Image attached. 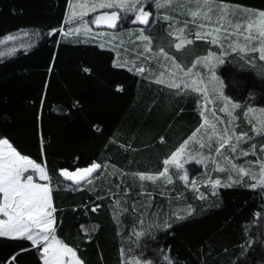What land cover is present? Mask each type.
<instances>
[{"label":"trees","instance_id":"obj_1","mask_svg":"<svg viewBox=\"0 0 264 264\" xmlns=\"http://www.w3.org/2000/svg\"><path fill=\"white\" fill-rule=\"evenodd\" d=\"M224 2L264 10V0ZM67 8L68 0H0V38L20 29L47 33L50 28L65 27ZM163 26L150 29L154 51L163 46L182 67H191L211 50L208 42L196 40L176 51ZM22 39L27 42L28 37ZM11 43L0 45V51ZM115 59L117 52L110 47L74 43L59 34L35 41L30 50L0 58V136L49 169L73 171L93 160L109 165L91 185H53L58 237L74 247L85 264H134L137 260L168 264L163 252L174 264H264V188L236 184L220 188L206 202L189 193L188 200L196 206L189 219L174 221L165 232L141 239L149 225L161 220L163 211L158 208L165 207L167 200L157 190L150 197L138 196L141 187L131 175L124 176L117 188L121 177L110 175L112 165L127 173L162 171L163 159L200 126L201 107L192 90L177 95L180 90L158 85L154 78L114 67ZM228 59L233 71H217L227 96L244 104L238 114L249 106L264 108V102L258 101L264 99V63L259 55L253 52L246 58L231 55ZM148 63L153 71L162 70L155 59ZM262 144V140L257 142L256 149ZM190 168L191 176L199 171L195 164ZM94 186L96 191H90ZM170 188L184 187L177 182ZM117 199L121 200L118 208ZM93 204L99 205L96 212L91 210ZM13 255L16 261L10 260ZM0 264L41 262L29 241L0 238Z\"/></svg>","mask_w":264,"mask_h":264},{"label":"snow or ice","instance_id":"obj_2","mask_svg":"<svg viewBox=\"0 0 264 264\" xmlns=\"http://www.w3.org/2000/svg\"><path fill=\"white\" fill-rule=\"evenodd\" d=\"M191 5V6H190ZM155 9V14H160L163 10L162 19L169 21V35L176 38L175 48L181 49L185 44L193 43L190 39L192 35L186 32L188 23L196 25L195 31L196 40H210L211 44H220L223 48V39H228L234 35L237 38L243 36L244 43L233 41L228 44V48L232 52H259V59L264 61V10H257L239 5L232 6L225 3L224 0H68V10L65 16L66 27L50 28L47 33H42L40 29H35L31 33L27 30L20 29L16 34H6L0 38V45L11 46L5 47L0 51V58L14 56L20 50H30L34 46L35 41H39L46 36L61 35L66 40L70 39L74 43H89L95 42L100 49L106 47L117 51V59L113 61V66L116 68L126 67L127 71L144 76L146 79H153L158 85H166L169 89H178L176 94L179 95L183 90L191 89L195 93H202L205 103L209 101L210 96L223 101L224 106L220 111L225 112L232 119H235L232 114V109L239 107L238 104L232 103L228 97L224 95V81L216 74L217 65L223 64L225 61L222 54L209 51L206 55L196 58L191 67L184 68L178 63L174 57L168 55L163 46H157L154 51V38L147 34L146 29L151 27V18L154 15L152 9ZM91 19H86L89 13H97ZM172 11H179L181 15L191 16L189 22L185 20L184 27H179L180 21L175 16L170 15ZM237 14L246 17V20L234 21L232 17ZM208 23H205V22ZM128 23L136 24L139 30L127 29V41L124 39L125 32L120 31L123 25ZM105 25L111 31H94L90 26ZM257 35H253V32ZM227 33L228 35H223ZM28 37L27 42L22 38ZM259 40V48L252 45L253 40ZM140 41V44H136ZM128 43L133 44V48L127 47ZM143 48V51L137 52L136 59L143 57L145 61L155 59L158 65L166 71H160L158 75L153 73V70L147 68L144 62L137 64L135 60L129 61L126 54L129 51H134L138 48ZM120 49H123L124 56H121ZM228 49H225V53ZM163 57L164 63L160 61ZM197 65L209 70V78L205 80L201 72L194 71ZM85 72L90 69L85 68ZM148 72L149 75L145 76ZM183 86V88H181ZM118 90H123L122 85L117 86ZM219 93V96H215ZM249 112H253L249 108ZM215 109H213V113ZM200 115L204 118V123L196 129L192 135L184 140L176 151L163 159V170L158 173H150L137 171L132 173L124 172L112 165L110 175L115 176L119 173L121 179L117 183V188L124 183L123 177L131 175L140 182L152 181L154 184L161 178L164 183L172 184L173 177L169 174V166L174 165L177 169L183 170V174L179 179L191 183L192 188L198 191L196 181H190L189 170L185 169V164L188 161H195L201 164L205 169H208L211 164L212 171L227 172V180L223 183L224 187H231L234 183H240L244 176H251L257 179V173L254 168H246L242 164L236 162L233 154L238 152L241 140L251 139V136L246 132L237 133L235 126L229 127L227 124L221 130L217 127L215 120H210L201 110ZM256 124L253 125V131L257 135L264 134V110L255 117ZM211 127V132L207 129ZM213 138H215V148L213 154ZM41 147L44 148V138H40ZM163 137L161 141L163 142ZM190 143L199 145V149L189 148ZM123 147V145H122ZM252 149L256 148L253 143ZM207 149V153L203 150ZM46 151V149H45ZM264 151V148H262ZM248 156V151L240 150V153ZM78 159V158H77ZM247 164L259 165V179L256 183L250 184V187L257 188L258 185L264 186V159L256 161L248 160ZM223 165V166H222ZM109 168L108 163L103 160H93L86 167H77L70 171L67 168L49 169L46 163L37 162L30 158L29 155L21 154L16 147L10 142L9 138L0 136V238L22 239L31 243L38 253V258L41 264H85L78 256L77 250L70 247L63 239L57 235V208L53 202V185L61 188L65 187L64 181H73L76 186H82L84 183L93 184V177H99L102 171ZM233 173L238 179L233 180ZM204 184H210L212 194L216 195V190L222 185L220 178H212L210 175L204 174ZM38 177V179H36ZM71 187V186H67ZM142 189L138 196L145 195L144 184L141 183ZM90 191L95 192L96 186ZM110 191V189H109ZM130 191V190H129ZM117 195V193H112ZM127 197L128 193L124 194ZM148 197L152 193H146ZM97 200L102 199L101 196L96 197ZM121 200H115V206L120 207ZM85 208L88 205H84ZM99 205H92V212H96ZM195 211L191 204H188L183 209V215L179 211L172 213L177 222L189 219ZM259 216L260 213H257ZM171 217L165 219L158 227L168 229L172 225ZM83 228L84 226L81 225ZM98 226H93V228ZM264 227V225H261ZM86 231H89L86 229ZM140 235V234H138ZM91 235L88 239H91ZM121 250V254L123 255ZM163 252V250H161ZM17 253L16 255H18ZM16 255H13L10 260L16 261ZM163 261L168 264H174L170 256L163 252ZM136 264H141L139 260ZM151 264V261L146 262Z\"/></svg>","mask_w":264,"mask_h":264},{"label":"rangeland","instance_id":"obj_3","mask_svg":"<svg viewBox=\"0 0 264 264\" xmlns=\"http://www.w3.org/2000/svg\"><path fill=\"white\" fill-rule=\"evenodd\" d=\"M67 10H68V8H67ZM152 10L154 12V15L151 18V20H152L151 27H148L146 29L147 34H150L152 32L150 29H153L156 25H162V26L164 25L163 26L164 27V29H163L164 30V35L169 38L170 44L173 45V48L176 51H178V50L180 51L181 49H183V48L187 47L188 45H190V44H185L181 49H176L175 48V42H178V41L176 40L175 37L170 36L168 34L169 33V27H168L169 24L167 22H169V21H165V20L162 19L163 10H161L160 14H155V9L154 8ZM103 11H105V10L99 9V10H97V13H89L88 16L86 17V19H91L96 14H98L99 12H103ZM170 15L175 16L176 19L178 21H180V24L178 25L179 27H184V23L183 22L185 20H187L189 22L192 20L191 16L181 15V13L179 11H172V12H170ZM232 19L234 21H236V20H246V17L240 16L239 14H237L235 17H232ZM64 21H65V19H64ZM205 23H208V22L206 21ZM90 26L93 28L94 31H100V32L111 31L110 29L109 30H105V29L95 28L94 24H92ZM127 29H133L134 31L138 32L139 26L136 25V24L128 23V24L123 25L121 27L120 31H124L125 32L124 39L126 41L128 39V37H127ZM196 30H197L196 25H194L192 23H188L187 28H186V32H190L192 34L190 36V39H192L193 42L196 41L195 36H194ZM252 34L258 36V33L255 32V31ZM223 35H228V34L225 33ZM237 39H238L239 43H241V44L244 43L243 36L237 38L236 36L231 35L226 40L223 39V37H222V43L224 45L223 48L220 46V44L213 45V44H211L210 40H203V41L208 42L211 45V50H209V51L216 52L218 55L222 54V58L225 61L223 64L217 65L216 74L218 76H219V73H218L217 70L220 69V68H225V72L233 71L232 70L233 65L231 64V59H228L229 56L238 55V56L246 58L247 55H250V54L253 53V52H248V53L232 52L231 49L228 48V44L233 42V41H237ZM135 43L136 44H140L141 42L140 41H136ZM252 45L257 47V48H259V40L258 39L257 40H253L252 41ZM127 47L129 49H132L134 46H133L132 43H128ZM225 49H228V51L226 53H225ZM119 51H120V53H122L121 56H124L123 49H120ZM138 51H140V50L136 49L134 51L127 52L126 58L129 61L135 60L137 64H140L141 62H144L146 64V66L148 67L149 66L148 62H150L151 60H147L148 61L147 62L145 60H142L143 57H140V59L137 60L136 57H137V52ZM256 53L259 55L258 51H256ZM161 59H162V63H164L163 58H161ZM262 62L264 63V61H262ZM155 64H156L157 68L162 69L158 65V63H155ZM161 71H166V69H162ZM194 71L201 72L202 77L205 80H208L209 75H210L209 74V70L207 68L203 67V65H197V67H196V69H194ZM159 72L153 71V73L156 74V75H158ZM181 88H183V86H181ZM187 90H191V89H187ZM193 93H195V92H193ZM195 94L197 96H199V104H200V107H201L200 108V112H201V110H204L205 114L208 116V118L210 120H215L217 122V127L218 128H220L222 130L223 127L227 124L229 127L235 126V130H236L237 133L246 132V133H248L251 136L250 140L249 139L241 140L239 148H238V152L236 154H233V156L236 159L237 163L242 164L246 168H250V167L254 168V170L257 173V179H253L251 176H244L240 183H234L232 186H234L236 184H243L244 186L252 188V187H250V184L256 183L257 180L259 179V165L258 164L249 165V164H247V161L248 160L256 161L258 159H264V151H262V148H264V134L257 135L253 131V125L256 124L255 117L258 116L259 113L262 110H264V108L259 109V108L253 107V106H249V107L245 108V111L242 114H238L239 111L242 110L244 104H240L238 102L232 101L227 96V94H226V92L224 90V95L226 97H228L229 100L232 103H236V104L239 105V107H237L235 109H232L233 117H235V119H232V118H230L228 116L227 113L220 111V109L224 106L222 100L215 99L214 102H213V97L210 96L209 101L207 103H205L204 100H203V94L202 93H195ZM214 95L215 96H219V93H215ZM258 101L259 102H264V99L259 98ZM249 108H252L254 111L253 112H249L248 111ZM213 109H215L214 113H213ZM257 109H259V110H257ZM201 120H202L201 124H203L204 123V118L202 117ZM207 131L211 132V127H209L207 129ZM261 140L263 141L262 146L259 149L255 148L253 150L251 145L253 143L256 144L257 142H260ZM188 147L189 148H194V149H199V145L195 144V143H190ZM214 148H215V138H213V154H214ZM241 149L244 150V151H248V153H249L248 156H244L242 154H239ZM203 151L205 153H207L208 150L204 149ZM192 164L197 165V167L199 168V171L191 176L190 175V170H191L190 165H192ZM212 167L213 166L210 164L208 169H205L203 165L197 164L195 161H188L185 164V169L189 170V179H190V181H196L197 182L198 191L194 190L192 188L191 183H186V182H184V181L179 179V176L183 174V170L177 169L174 165L169 166V174L173 177V183L172 184L164 183L163 178H161L160 180H158L154 184L152 181L140 182L138 179H135V178L132 177L133 182L135 181V184H138L139 186H140L141 183L144 184L145 187H144L143 191L145 193H156V190H157L159 192V195L163 196L167 200V205L165 207L158 208V209H160L159 211H163V214L159 217L161 220H158V221L156 220L155 223H153L152 225H149V228H148L146 233H144V232L142 233L141 232L142 233V235L140 236L141 239H143L144 236L145 237H150L149 234H154L156 236V235H158V234H160L162 232H165L167 229L160 228V227H158V225L163 223V221L165 219H169V217H171L170 223L176 221L175 216H173L172 213L179 211L180 214L183 215L184 214L183 213V209L186 208L188 204H191L193 206V208L195 209L196 206L193 205V203L188 200V199H190L188 197L189 193H192L191 198L192 197H194V198L196 197L197 200L205 201V202L208 201L209 199L211 200V198L215 197V195L212 194L211 185L203 183V180L205 178V175H204L205 173L207 175H210L212 178H220L222 180V185L217 188L216 193H218L220 188H225L223 186V183L227 180V175H228L227 172H220L218 170L212 171L211 170ZM36 179H38V177ZM236 179H238V177H237V175H234V173H233V180H236ZM119 181H117V182L119 183ZM177 182L181 185V187H184V188L183 189L182 188L181 189L180 188L179 189L178 188H174V189L170 188V187H175ZM115 185H117V184H115ZM149 187L154 188L155 192H153L151 190V188H149ZM261 188H264V186L258 185L257 188H252V189H261ZM172 190H174V192H173L174 194L172 193ZM141 192H142V189H140V193ZM128 193H131V192L128 191ZM209 194H210V197H209ZM152 197L150 198V201L146 204V206H149V208L151 207V204H149V203H151L154 200V198H152ZM146 208L148 209V207H146ZM262 224L264 225V218H263ZM263 231H264V229H263ZM140 262H141V264H146L145 262H142V261H140ZM133 263L136 264V261L133 262Z\"/></svg>","mask_w":264,"mask_h":264},{"label":"water","instance_id":"obj_4","mask_svg":"<svg viewBox=\"0 0 264 264\" xmlns=\"http://www.w3.org/2000/svg\"><path fill=\"white\" fill-rule=\"evenodd\" d=\"M94 178H96V177L94 176L92 179H94ZM64 183L67 185H70L72 187H76V188H80V187L84 186L85 184H87V183H84L82 186H76L73 181H68V180H65Z\"/></svg>","mask_w":264,"mask_h":264},{"label":"flooded vegetation","instance_id":"obj_5","mask_svg":"<svg viewBox=\"0 0 264 264\" xmlns=\"http://www.w3.org/2000/svg\"><path fill=\"white\" fill-rule=\"evenodd\" d=\"M100 26H102L103 29H108L107 26H105V25H100ZM98 27H99V26H98ZM108 30H109V29H108Z\"/></svg>","mask_w":264,"mask_h":264}]
</instances>
